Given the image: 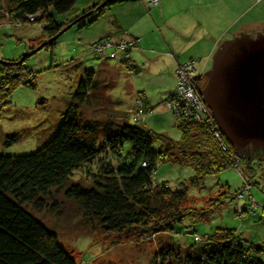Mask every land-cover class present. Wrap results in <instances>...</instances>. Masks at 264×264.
I'll list each match as a JSON object with an SVG mask.
<instances>
[{"label":"rangeland","instance_id":"374dc122","mask_svg":"<svg viewBox=\"0 0 264 264\" xmlns=\"http://www.w3.org/2000/svg\"><path fill=\"white\" fill-rule=\"evenodd\" d=\"M148 1L115 0L101 10H93L63 31L51 48L45 47L47 40L43 38L38 21L29 20L19 25L9 16L0 20V61L18 62L23 56L27 70H17L13 74L17 76V82H21L22 77L32 82L31 87L16 86L0 110V155H26L49 141L59 127L65 103L83 71L99 73L101 60L91 58L88 54L91 47L87 45L121 33L124 37H110V42L116 43L118 50L124 45L123 50L128 49L130 58L140 69L131 73L132 61L126 56L125 60L122 55L119 59L107 57V64L111 67L102 65L105 75L99 73L97 78H113V86L107 95L115 109L125 112L128 124H137L176 141L181 133L177 126L180 119L168 109L165 97L174 88L175 78L170 68L177 51L180 52L177 56L180 61L186 57L197 59L204 55L201 53L209 49L212 41L221 43L238 32L254 35L264 30V0H157L155 5ZM90 5L91 0H75L72 10L57 20L62 25L68 24ZM5 11L2 5L0 13ZM199 29L207 32L206 37L200 36L199 42L190 44ZM215 48L208 53H213ZM197 61L194 64L196 74L204 65L202 59ZM205 63L202 75H199L202 80L196 85L198 92L205 80L204 72L211 66V56ZM176 67L177 64L173 73L178 77ZM1 73L0 64V76ZM191 80L194 81V75ZM80 113L81 121L99 139L106 125L113 133L117 126L114 123L120 125L123 122L115 119L112 122L104 110L93 106H82ZM14 132L21 134L20 139L5 145V136ZM128 147L125 143L123 152L126 153ZM238 152L242 161L238 165L235 156L232 163L239 172L232 167L214 171L204 175L198 186L188 185L194 174L190 167L169 161L155 164L152 179L164 181L170 189L185 186L187 206L203 211L216 207L221 201L219 208L206 220L184 218L169 232L151 235L136 229L121 233L104 232L95 223L84 222L76 203L63 197L66 185L50 190L44 197V208L37 210L31 204H25V207L55 232L59 244L76 264H157L156 255L165 247L182 251L180 256L167 258L166 262L186 264L184 254L192 251L188 245L201 242L198 238L195 242L193 234L204 236L217 227L233 229L244 242L257 246L264 241V209L260 206L250 208L246 195H236L243 182L244 190L251 186L250 195L258 203L264 201V155L259 149ZM247 158L251 160L250 165ZM94 163L95 160L74 171L67 184L80 182L89 186L91 177L88 176L93 174Z\"/></svg>","mask_w":264,"mask_h":264},{"label":"trees","instance_id":"16d2710c","mask_svg":"<svg viewBox=\"0 0 264 264\" xmlns=\"http://www.w3.org/2000/svg\"><path fill=\"white\" fill-rule=\"evenodd\" d=\"M114 1L91 0V5L82 14L101 10ZM0 2V7L3 5L6 10V13H0V20L9 16V19L22 25L29 21L28 17L37 16L30 21H38L43 38L47 40L45 47L51 48L58 36L51 38L67 25H62L57 19L72 10L75 0ZM109 39L106 36L87 46L91 47L103 40L110 41ZM118 53L113 44L106 47L102 55L91 50L88 52L91 58L101 60L98 71L102 75H105V65L111 67L106 58L119 59ZM127 54L128 59H131L130 53ZM19 60L0 61V110L7 104L6 99L16 86H32V82L26 77L17 82L18 78L13 72L27 70L23 56ZM189 60L195 61H185ZM139 69L132 62L129 71L135 73ZM99 73L96 74L93 70L83 71L73 94L65 103L59 127L47 143L26 155H0V264H76L75 259L59 244L55 232L25 207V204H31L37 210L44 208V197L53 188L66 185L63 197L76 203L84 222L95 223L104 232L121 233L136 229L151 235L172 231L174 225L184 218L206 220L221 205L220 201L216 207L203 211L187 206L185 186L170 189L164 181L155 182L152 179L157 162L169 161L190 167L194 174L188 181L189 186L200 185L204 175L226 167L239 172L232 162L235 156H241L218 130L212 114L208 118L210 123L206 126L205 123L193 122L188 117L182 118L172 113L175 118L180 119L177 126L181 132L180 138L173 141L137 124H128L125 112L115 109L107 95L113 86V78L100 80L97 78ZM200 76L198 73L194 74V80L198 83L202 80ZM176 82L175 76L174 88L167 93L165 101L174 97ZM199 96L202 99L200 93ZM142 104L145 107V103ZM84 105L104 110L111 121L115 119L123 122L120 125L114 123L117 126L113 133L110 132L109 125H106L103 136L99 139L81 121L80 110ZM215 132L218 133L217 137L214 136ZM20 135L19 132L7 134L4 144L18 141ZM125 143L129 146L126 153L123 152ZM247 159L250 165L251 160ZM94 160L93 174L88 176L91 177L89 186L80 182L67 184L74 171ZM240 161L242 160L238 158V165ZM249 171L251 173L250 168ZM239 176L243 181L240 173ZM250 187L244 190L242 182L241 191L236 197L246 195L250 208L260 206L264 209V201L258 203L250 195ZM54 207L55 205L51 209ZM187 230L183 229L185 232ZM196 236L193 234V240L201 242L188 245L192 251L184 254L186 264H264V256L261 257L264 254V241L252 246L251 243L244 242L235 230L225 227H217L210 234L198 236L201 238L198 241ZM181 252L179 249L174 251L169 247L161 248L156 255L157 264H169L166 262L167 258L180 256Z\"/></svg>","mask_w":264,"mask_h":264},{"label":"water","instance_id":"95a60500","mask_svg":"<svg viewBox=\"0 0 264 264\" xmlns=\"http://www.w3.org/2000/svg\"><path fill=\"white\" fill-rule=\"evenodd\" d=\"M204 79L199 92L227 142L237 150L259 149L264 155V32H242L221 42Z\"/></svg>","mask_w":264,"mask_h":264},{"label":"built area","instance_id":"2783aa9c","mask_svg":"<svg viewBox=\"0 0 264 264\" xmlns=\"http://www.w3.org/2000/svg\"><path fill=\"white\" fill-rule=\"evenodd\" d=\"M149 4L155 5L157 0H149ZM37 17V16H36ZM36 17H28L29 20L36 19ZM112 43L108 40H103L100 43L94 44L91 46L90 50L93 53L103 54V50L106 47H109ZM116 44V43H115ZM113 44L118 51L120 56L122 55L123 60L124 56L128 59L127 50H123L125 48L124 45L119 47ZM118 45V44H117ZM134 45V44H132ZM123 53V54H122ZM185 63V62H183ZM177 64V73L178 77H176L177 82L174 89V97L168 101H166V105L168 109L178 117L187 118L193 122H201L206 123L207 125L210 123L208 118L211 116V113L203 102L201 97L199 96V92L196 88L198 82L196 80H191L192 76L195 74L196 69L194 67V61H187L185 64ZM202 74V70L198 75ZM177 76V75H176ZM212 131V129H211ZM214 136H218V133L215 132ZM215 137V138H216ZM201 240L200 237L196 236L195 239Z\"/></svg>","mask_w":264,"mask_h":264},{"label":"crops","instance_id":"0c3cea01","mask_svg":"<svg viewBox=\"0 0 264 264\" xmlns=\"http://www.w3.org/2000/svg\"><path fill=\"white\" fill-rule=\"evenodd\" d=\"M162 2H163V0H162ZM197 2V1H196ZM158 9H161V8H158ZM192 24V23H191ZM193 25H194V23L192 24V27H193ZM194 28V27H193ZM206 34H207V32L204 30V29H199L197 32H196V35H197V37H196V39H194V40H192V41H190L189 43L191 44V43H194V42H199V38H200V36H205L206 37ZM122 35H123V33H121V34H115V35H110V37H112L113 39L114 38H120V37H122ZM123 37H124V35H123ZM214 42V43H213ZM187 43V42H186ZM188 43V45H190ZM218 44H219V41H212L211 42V44L209 45V49L208 48H206V50L203 52V53H201V54H204L201 58H197V59H194V60H203V62H202V64H204V65H202V67L200 68L201 70H204V68H205V65H206V63L205 62H207L208 60H209V57L212 55V53H208V51H211V50H213L214 49V47L216 46H218ZM186 47V46H185ZM185 47L184 48H182L183 50L185 49ZM180 54V52L179 51H177V53H176V58L174 59L175 61H174V63L172 64V67L170 68V71H172V74H173V76H174V78H175V74L173 73V70H174V66H175V64H178V63H180V62H185V60H187V59H193L192 57H186L185 58V60L183 59V61H180V57H177L178 55ZM132 60V59H131ZM207 60V61H206ZM197 61V62H198ZM132 62H133V60H132ZM134 63V62H133ZM135 64V63H134ZM195 64H196V62H195ZM197 68V67H196ZM198 70V69H197ZM175 85V84H174Z\"/></svg>","mask_w":264,"mask_h":264},{"label":"flooded vegetation","instance_id":"af4514ba","mask_svg":"<svg viewBox=\"0 0 264 264\" xmlns=\"http://www.w3.org/2000/svg\"><path fill=\"white\" fill-rule=\"evenodd\" d=\"M258 32H264V30H260V31H258ZM241 33H242V32H238L236 35H239V34H241ZM243 33H245V32H243ZM256 33H257V32H255V34H256ZM247 34H248V33H247ZM255 34H254V35H255ZM236 35H233L232 37H235ZM232 37H231V38H232ZM219 44H220V43H219ZM219 44H218V45H219Z\"/></svg>","mask_w":264,"mask_h":264}]
</instances>
